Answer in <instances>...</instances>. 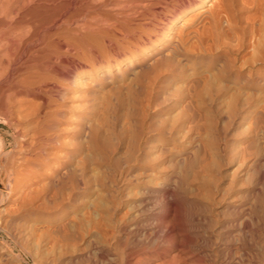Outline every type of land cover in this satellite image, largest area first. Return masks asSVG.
Here are the masks:
<instances>
[{
  "label": "rangeland",
  "instance_id": "374dc122",
  "mask_svg": "<svg viewBox=\"0 0 264 264\" xmlns=\"http://www.w3.org/2000/svg\"><path fill=\"white\" fill-rule=\"evenodd\" d=\"M130 1L122 0L123 4L126 3L124 6L127 7V2ZM251 1L245 0V3L241 4L242 7L247 5L242 8L243 11L238 13L240 16L244 15L243 20L242 18L241 22L239 20V25L242 27L238 25L237 30L233 31L224 18L221 21L222 30L226 29L228 35L234 39L233 41L229 36V39L227 38L225 41L232 40L234 43L229 41L231 44L228 46L229 42L227 41V43H223L225 41L217 42L207 37L198 36L194 32L189 35V30H187L188 32L185 31V34L188 46L185 45V48L188 47V50L179 51L178 55L172 57V64L166 66L158 64L160 62L157 59L159 54L140 57V63L137 64H134L126 54L115 57V53L118 50H123L126 43L120 38L101 34V37L96 40L98 43L93 47L94 50L90 53L86 50V53H83L84 57L81 56L82 59L84 58V62H88L89 58L92 60L94 55H98L99 61L94 64V69L88 71L83 78L80 87L83 95L80 94V98L77 97L78 100L73 102V105H77L66 115L62 114L56 118L61 121L62 126L51 125L48 116L41 114L40 117L39 115L34 116V114L29 116L30 113L25 111L20 114H11L6 106H0V261L5 260L13 264H34L33 259H48L46 255L50 256L51 251L55 257L60 255V252L62 254L68 252L71 249L70 246L65 245L64 249L63 245H60L61 249L57 243L55 244L57 249L51 246H54V242L49 239L51 237H48L49 233L46 230L51 222L62 220L75 222L80 227L88 229L91 228V225L102 228L112 226L114 222H117V217L119 220L120 215L127 213V202L138 195L141 183L146 181L150 186L156 185L162 170H164L161 165H166L163 157H160L162 156L159 151L161 145L171 146L175 151L202 152L206 150L208 152L202 170L194 172L193 179L195 181L190 177L191 186L195 189L199 188L197 192L196 190L194 192H199L203 196H209L220 188L221 180H230L237 172L238 162L246 161L254 155L264 161V48H262L264 41L261 45L259 39L264 40L262 38L264 32H261L264 31L262 30L264 23H260V21L264 22V17H262L264 16V2L262 0ZM214 2V0H209L208 5L203 8H208L209 3ZM99 11L101 16H109L107 14L110 12L106 10L105 4H102ZM248 14L250 15L248 16ZM245 18L249 20L245 21ZM258 18H260L259 21H257ZM203 19L204 17L198 18L191 28L194 29L195 26L200 28L205 21ZM228 28L230 29L228 30ZM259 32L261 36L257 35ZM230 45L231 47L234 45V48H231ZM156 46H159L158 43ZM257 47L259 49H256ZM155 57H157L156 60ZM250 59L253 60V63ZM108 66H111L109 71L106 69ZM84 67L87 68V66ZM128 79L129 81H127ZM72 83L71 81L70 87L74 86ZM88 89L91 90L88 92ZM66 100L70 103V99ZM40 118L41 120H39ZM29 120L32 123L29 124ZM38 120L42 121L41 124L46 129L37 123ZM48 122L50 125L47 124ZM37 124L43 129H39ZM30 125H35V128H31ZM52 126L56 127L52 128ZM60 128H66V130H60ZM44 129L45 131H43ZM242 148H245L244 150L253 148V152L244 151ZM241 149L244 154L241 153ZM248 153L252 155H246ZM128 156L131 158H126ZM238 157L239 161L237 162ZM117 159L120 161L118 162ZM144 159L145 161L147 159L146 163ZM126 161H133L135 178L132 177L126 183L121 182L117 184L118 187L114 186L112 189V179L115 174L114 169H116L114 163L118 166L124 165L123 163ZM76 162L79 163V166ZM121 162L123 163L121 164ZM259 163L262 170L258 168L262 174L264 162ZM69 167L75 172L79 170L76 173L73 172L75 175L71 178H69V173L72 170H67ZM158 168L160 170H157ZM235 169L236 171H232ZM101 173L102 175L99 176ZM76 174L79 175L81 182L83 181L80 189L73 185L72 178L76 179ZM93 175H97V178L94 179ZM231 175L232 177H230ZM60 176H63L62 179ZM207 176H210V181ZM7 177L9 178L7 179ZM201 177L202 179H200ZM66 178L70 183V190L69 185L65 184ZM7 182L11 184L8 189L5 184ZM86 183L87 186H85ZM134 190L137 195L134 194ZM65 196L68 197L65 198ZM54 200L55 202H53ZM92 202L95 203L94 206L91 204ZM18 240L22 241L20 242L22 245H25L26 252L21 251ZM57 251L58 254H56Z\"/></svg>",
  "mask_w": 264,
  "mask_h": 264
},
{
  "label": "bare ground",
  "instance_id": "6f19581e",
  "mask_svg": "<svg viewBox=\"0 0 264 264\" xmlns=\"http://www.w3.org/2000/svg\"><path fill=\"white\" fill-rule=\"evenodd\" d=\"M208 1L209 0H131L127 2V7L124 6L126 3L123 4L122 0H0V106H6L11 114H20L25 111L30 113L28 114L29 116L32 114H34V116L39 115V117L40 114L48 116L51 120V125L60 126L61 121L56 118L62 114L66 115L67 112L72 111L73 107L77 105L75 103V105H73V102L77 97L83 95L80 89L81 82L88 71L94 69V64L99 61L98 55H94L92 60L89 58L90 61L88 62H84V58L82 59L81 56L84 52L86 53V50L89 53L94 50L93 47L98 43L96 40L98 37H101V34L112 38H120L126 43L123 50H118L115 53V57L126 54L134 64H137L140 57L144 58L145 56L150 57L154 56V54H159V57H155L154 59L156 60L157 58L160 61L159 63L156 61L158 64L161 63V65L164 64L166 66L167 64H172L171 61H173L174 55H178L179 51H185V45H187L185 31L189 30V32L187 31L189 35L194 32V34L196 33L198 36L207 37L217 42H223L230 36L226 29L225 31L222 30L221 21L223 18L228 22V26L233 31L240 24L241 18L243 20L244 15H241L243 16L241 17L238 13L244 6H247L243 5L242 7L241 5L245 3V0H214V3H209L208 8H203L205 5H208ZM249 1L252 2L251 0ZM262 2H264V0H262ZM102 4H105L106 10L110 12L107 14L109 15L107 17H103L100 14L99 8ZM245 9H247V7H245ZM250 14H248V16ZM200 17H204L205 19L202 26L200 28L198 26H195L196 28L194 27V29L191 28ZM259 19L260 18H258L257 21H259ZM247 20L245 18V21ZM180 21L181 23L179 24ZM260 23L264 22L260 21ZM240 26L241 25H239V27ZM230 28H228V30ZM234 35L236 34L234 33ZM257 35H260V32L259 34L257 33ZM230 39L233 38L231 37ZM259 39L262 45V41L264 40L261 38ZM226 41L223 43H227L230 40ZM233 41L231 40L230 42ZM260 41L258 40V42ZM230 42L228 46L231 44ZM156 43H158L159 46H156ZM190 43L192 42L190 41ZM255 45H253V47H256ZM258 47L256 49H259ZM231 48H234V45ZM186 50H188V47ZM251 61L253 63V60ZM84 66H87V68ZM101 69L102 68H100V70ZM106 69L109 71L111 66H108ZM101 72L103 71L101 70ZM71 81L74 85L72 87H70ZM127 81H129V79ZM216 82L218 83L217 80ZM90 90L91 89H88L87 91L89 92ZM66 99H70V103H68ZM35 118L37 119V117ZM24 119L26 118L24 117ZM39 120H41V118ZM39 120L37 123L43 126L41 124L42 121L39 122ZM30 122L32 123V121L29 120V124ZM26 124H28V121H26ZM38 124L37 127L41 129L42 127L38 126ZM47 124L50 125L49 122ZM30 126L32 128L35 125ZM44 127L45 126H43V128ZM54 127L52 126V128ZM45 129L43 131H45ZM61 129L66 130V128H60V130ZM43 131L41 130V132ZM242 149L244 150L245 148ZM242 149L241 153L243 152ZM251 149L253 150V148ZM173 150L171 146L167 147L161 145L159 147V151L162 155L159 156L163 157L162 159L166 165H161L164 170L161 169L162 174L158 178L156 185L153 184L154 187L150 186L146 181L145 183H141L142 185L140 184L138 195L136 190H134V194L136 193L137 196H134L133 199L127 202V213L122 215L123 217L120 215L119 220L118 217L117 219L115 218L117 222H114L110 227L107 226V228L91 225L89 229L87 227V229L80 227L75 222H66L63 220L51 222L46 229L49 233V235L47 233L48 237L52 238L49 239L54 242V246H51L57 249V246L61 247L60 245H63L64 249L66 245L68 247L70 246L71 249L68 248L69 251H66L65 254L60 252V255L56 257L53 256V252L51 251L50 256L46 255L48 259H33V263L264 264V171H262L261 174L260 169L262 170V168L258 165L261 158L254 155V157L251 156L246 160L245 156L249 155L248 153L243 156L246 161L239 163L238 157L237 162L239 164L237 163L238 167H236L237 172L235 175L232 177V174L230 180L220 179V184H222V186L218 189L215 188L216 191L209 196H203L199 194V192L196 193L199 188L195 189L191 186L190 177L193 179L194 172L197 173L202 170L208 152L206 150H201L202 152ZM252 150L248 149L247 152H253ZM257 151L259 152V150ZM129 157L131 158V156L126 158ZM133 160H135V158ZM262 162L264 161H261V163ZM122 163L123 162H121V164ZM78 164L79 163H77V165ZM123 164L124 165L117 166L114 163V168L116 169H114L115 174L113 175V179L111 178L113 181V185H111L112 183L110 184L113 186L112 189L114 186H117V184L121 182L126 183L135 176L133 161H126ZM78 166L75 167L78 168ZM81 168L79 169L81 170ZM160 168L157 170H160ZM236 169L232 171H236ZM67 170L71 171L72 169L69 167ZM73 172L76 173L75 170H72L70 173L68 172L69 178L75 175ZM149 173L151 174V170ZM101 175L102 173L99 176ZM76 176V179L72 178L74 181L73 185L79 188L83 181L81 182V179L78 177L79 175L76 174ZM96 176L93 175L94 179L97 178ZM204 176L206 177V175ZM9 177H7V179ZM85 177L84 179H86ZM200 179H202V177ZM210 179L211 178H209V181ZM65 180V184L69 185L70 190V183L67 178ZM140 180L142 181L143 179ZM193 180L195 181V179ZM87 183L85 186H87ZM104 183H106V181ZM5 184L7 185V189L11 185L10 182ZM210 185L212 184L210 183ZM69 190L67 189L66 191L68 192ZM195 190L196 192H194ZM52 193L54 195V192ZM203 193L205 192L203 191ZM205 194H207V192ZM68 196H65V198ZM55 198H57L56 195ZM53 202H55V200ZM91 204L93 206L95 205L93 202ZM72 219L74 218L72 217ZM18 241L21 251L26 252L25 245L20 243L22 241ZM53 242L51 243L53 244ZM56 243L57 246L55 245ZM58 250L60 251V248ZM40 252L42 251L40 250ZM56 254H58V251ZM0 264L13 263L2 260Z\"/></svg>",
  "mask_w": 264,
  "mask_h": 264
}]
</instances>
